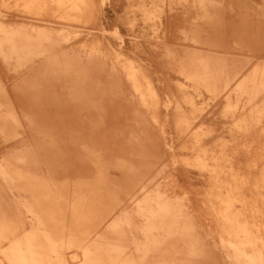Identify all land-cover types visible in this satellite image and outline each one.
Returning <instances> with one entry per match:
<instances>
[{"label":"bare ground","instance_id":"6f19581e","mask_svg":"<svg viewBox=\"0 0 264 264\" xmlns=\"http://www.w3.org/2000/svg\"><path fill=\"white\" fill-rule=\"evenodd\" d=\"M95 1L0 0L2 19L35 16L46 22L30 27L0 21V264H264V165L251 183L233 171L227 156V151L234 154L244 146L242 136L264 134V127L256 125L264 118L262 104L251 105L233 120L231 126L239 133L215 136L213 149L200 148L187 162L212 182L207 195L221 231L219 241L208 240L201 231L204 226L182 216L159 189L130 202L128 212H120L99 239L78 237L80 222L95 213L86 209L92 194L85 195L84 189L100 187L95 164L104 138L98 122L115 112L135 119L129 94L157 109L164 102L166 109L172 105L180 135L189 129L196 107L194 96L183 90L185 84L172 82L176 74L211 93V115L219 105L225 118L240 110L228 92L240 70L232 62L244 48L240 6L232 0H125L123 6L136 5L128 11L140 12L145 22L168 11L176 16L165 20L167 27L188 20L185 27L192 30L201 21L218 30L223 43L210 53L181 58L166 47L168 67H159L154 60L147 65L138 60L143 50L132 29L135 16L125 18L126 37L116 33L115 40L100 36L99 25L67 29L92 17ZM164 3L166 10L160 5ZM120 5L115 0L102 12L106 20L101 25L125 23ZM258 11L264 20V7ZM237 86L251 97L264 86V64L241 76ZM210 129L198 127L191 136L198 138ZM249 187L255 188L252 194L244 192ZM253 194L256 198L249 200Z\"/></svg>","mask_w":264,"mask_h":264},{"label":"rangeland","instance_id":"374dc122","mask_svg":"<svg viewBox=\"0 0 264 264\" xmlns=\"http://www.w3.org/2000/svg\"><path fill=\"white\" fill-rule=\"evenodd\" d=\"M113 1L115 0L92 2V17L84 22H74L67 29L73 31L99 25L96 32L100 36L103 33L108 39L115 40L118 37L117 34L126 35L127 20L135 16L132 29L137 34L136 39L140 42V47L143 50L140 52L139 57L141 58L137 59L143 65L154 60L153 62L159 67H168L167 61L163 57L166 47H169L176 57L182 58L188 54L199 56L210 53L213 48L223 43L218 30L207 27L208 24H203L205 21H201V24L193 30L185 27L189 26L188 20H183V22L178 20L180 22L175 21L172 26L168 25L167 27L165 20L175 17L176 12L162 11L161 19L145 22L141 19L140 12L128 11V9L135 8L136 5L127 7L126 3L123 6L125 0H116L121 2L119 14L125 23H121V21H117L116 24L104 22L101 25L102 21L106 20V18H102V12L109 8ZM147 2L149 3V0ZM232 2L242 8L245 32L242 38L244 48L240 59L232 62L240 69L239 75L231 79L232 83L228 92L231 93L232 102L237 101L240 105L241 113L239 110L238 114L236 113L234 116L222 117L219 113L221 107L219 105L216 108L217 114L211 115L210 110L213 108V101L210 99L211 93L195 89L191 81L182 74H176L173 76L172 82L185 84L186 88L183 90L194 96L196 107L189 129L180 135L181 133L176 132L174 125L172 105L166 109L164 102L157 109L151 101H142L139 97L134 98L133 93L129 94L133 97L130 110L135 115V119L127 118L122 114L118 115L115 112L112 115L108 114L98 122V128L100 127L104 138L98 163L95 164L101 173L98 183L100 187L90 192L84 189L85 195L92 194L86 209L90 208L92 212H95L84 218L80 222L81 227L76 230L78 237L83 238L84 241L99 239L101 234L107 233L106 226L116 219L120 212H128L130 202L141 198V194L144 197L147 193L158 189L167 193L170 200L180 209L182 216L189 217L192 224L198 223L204 226L201 231L208 240L219 241L221 231L217 228L212 206L209 203L211 198L207 195L212 182L207 178V173L187 162L200 153V148L212 147L213 149L215 136L228 138L239 133L236 132L237 128L231 124L233 120H238L239 115L245 113V110L249 109L251 105H264V86H258L255 92L251 93V97L246 96L245 87L237 86L236 88V83L241 76L264 64V20L258 11L263 10L264 1L232 0ZM160 5L163 10L167 9L166 3ZM172 5L177 6L174 3ZM15 13L17 14V12ZM0 21L6 24H24L30 27L46 26L45 21L35 16L14 17L13 19L0 17ZM210 23H214V21H210ZM152 25H155L156 29H152ZM101 26L104 27V30L100 29ZM155 49H158L159 52ZM189 49H194V51L190 52ZM231 54L229 56H234ZM126 55L129 58H134L132 54ZM249 87L254 86L247 85V89ZM171 89L175 93H181V90L176 86L171 85ZM247 99L248 101H246ZM190 109L187 108L188 111ZM218 115L220 116L218 117ZM216 120H221V122ZM256 125L258 128L264 127V118ZM198 127L212 129L199 135L198 138L192 137L191 132L197 130ZM242 137L241 143L244 146L234 154L227 151V156L232 158L233 171L241 178H249L253 183L264 165L262 154L264 152L262 151L264 150L262 148L264 134L250 133ZM253 138H256L257 141H254ZM129 162L132 164L126 165ZM227 166L231 167L229 164ZM253 189L255 188L249 187L244 192L252 194ZM93 193L97 195L92 199ZM248 198L252 200L256 198V194L250 195ZM133 205L134 203L131 206ZM193 233L195 235V228Z\"/></svg>","mask_w":264,"mask_h":264}]
</instances>
